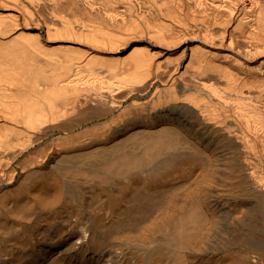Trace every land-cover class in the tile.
Wrapping results in <instances>:
<instances>
[{
	"label": "bare ground",
	"instance_id": "obj_1",
	"mask_svg": "<svg viewBox=\"0 0 264 264\" xmlns=\"http://www.w3.org/2000/svg\"><path fill=\"white\" fill-rule=\"evenodd\" d=\"M0 264H264V0H0Z\"/></svg>",
	"mask_w": 264,
	"mask_h": 264
},
{
	"label": "rangeland",
	"instance_id": "obj_2",
	"mask_svg": "<svg viewBox=\"0 0 264 264\" xmlns=\"http://www.w3.org/2000/svg\"><path fill=\"white\" fill-rule=\"evenodd\" d=\"M29 24L33 26V28L30 30L31 31V34H36L37 32L40 33L43 42L46 43V44H50V40H48L46 38V31L42 27V24L40 26H38L37 24H35L34 20H31L29 22ZM32 32H34V33H32Z\"/></svg>",
	"mask_w": 264,
	"mask_h": 264
}]
</instances>
